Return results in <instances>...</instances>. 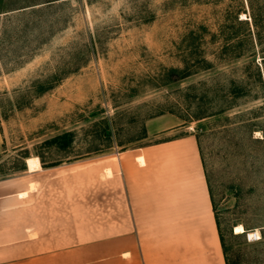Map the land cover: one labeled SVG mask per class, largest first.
<instances>
[{"label":"rangeland","instance_id":"1","mask_svg":"<svg viewBox=\"0 0 264 264\" xmlns=\"http://www.w3.org/2000/svg\"><path fill=\"white\" fill-rule=\"evenodd\" d=\"M155 119L197 136L228 264H264V0H0V242L113 219Z\"/></svg>","mask_w":264,"mask_h":264},{"label":"crops","instance_id":"2","mask_svg":"<svg viewBox=\"0 0 264 264\" xmlns=\"http://www.w3.org/2000/svg\"><path fill=\"white\" fill-rule=\"evenodd\" d=\"M147 129L148 145L114 153L113 219L76 226L60 221L58 208L52 209L46 223L33 231L24 228L33 238L0 242L3 256L7 250L19 252L0 258V264H228L197 136L159 119ZM49 169L41 164L29 170L26 160L22 174ZM12 191L8 196L15 195ZM30 196L17 193L21 203ZM90 232L101 237L88 240Z\"/></svg>","mask_w":264,"mask_h":264},{"label":"bare ground","instance_id":"3","mask_svg":"<svg viewBox=\"0 0 264 264\" xmlns=\"http://www.w3.org/2000/svg\"><path fill=\"white\" fill-rule=\"evenodd\" d=\"M235 233H246L249 235V237L252 239L254 237H256L257 239H260L259 237V232L258 231H252V232H246L245 228L243 225L239 224L235 227L234 229Z\"/></svg>","mask_w":264,"mask_h":264},{"label":"built area","instance_id":"4","mask_svg":"<svg viewBox=\"0 0 264 264\" xmlns=\"http://www.w3.org/2000/svg\"><path fill=\"white\" fill-rule=\"evenodd\" d=\"M256 240H257V238H256Z\"/></svg>","mask_w":264,"mask_h":264},{"label":"trees","instance_id":"5","mask_svg":"<svg viewBox=\"0 0 264 264\" xmlns=\"http://www.w3.org/2000/svg\"><path fill=\"white\" fill-rule=\"evenodd\" d=\"M35 169V168H34Z\"/></svg>","mask_w":264,"mask_h":264}]
</instances>
